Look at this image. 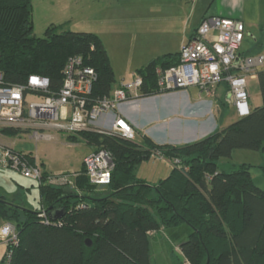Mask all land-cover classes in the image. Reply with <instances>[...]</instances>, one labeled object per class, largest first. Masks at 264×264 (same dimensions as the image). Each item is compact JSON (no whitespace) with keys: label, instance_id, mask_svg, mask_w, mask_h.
<instances>
[{"label":"trees","instance_id":"trees-1","mask_svg":"<svg viewBox=\"0 0 264 264\" xmlns=\"http://www.w3.org/2000/svg\"><path fill=\"white\" fill-rule=\"evenodd\" d=\"M65 25L49 23L37 36L32 0H0L4 82L25 83L29 75H40L57 91L66 59L77 55L97 73L91 95L109 94L115 78L100 36ZM178 53L155 57L135 71L143 77V96L157 93L154 68L178 63ZM256 79L260 105L228 126L180 145L158 144L146 135L136 141L90 130L68 134L71 141L83 139L91 151L111 152L110 181L91 183L82 164L70 175L71 187L40 180L41 208L29 209L0 196V225L11 222L18 235L16 247L6 244L0 264H150L151 235L182 223L190 233L179 245L182 260L176 264H264V189L253 182L250 164L227 169L219 165V159L231 158L235 149L260 151L264 175V67ZM15 151L35 162L31 153ZM155 153L177 158L178 164L149 184L135 169Z\"/></svg>","mask_w":264,"mask_h":264},{"label":"built area","instance_id":"built-area-1","mask_svg":"<svg viewBox=\"0 0 264 264\" xmlns=\"http://www.w3.org/2000/svg\"><path fill=\"white\" fill-rule=\"evenodd\" d=\"M244 32L245 25L240 19L218 15L202 18L190 39L180 47L178 63L154 68L157 93L196 86L211 96L214 87L226 82L237 115L248 114V78L256 75L257 69L264 64V57L261 54L240 56L237 53ZM62 74L61 86L53 91L46 77L29 75L25 83L7 84L0 72V130L15 128L24 133L33 129L31 137L35 139L41 137L38 130L48 129L68 134L90 130L135 139L134 127L119 113H113L104 121L100 119L114 112L121 103L142 98L144 83L140 74L135 73L130 81H122L102 97L91 95L97 73L93 67L83 64L80 56L68 57ZM171 161L178 164L177 158ZM0 164L15 168L25 177L39 182L44 178L53 186H72L69 174L46 173L43 177L41 166L23 159L20 153L2 143ZM82 164L91 183L104 185L110 181L114 162L108 149L90 151ZM0 241L14 247L18 245L14 224L4 222L0 225Z\"/></svg>","mask_w":264,"mask_h":264},{"label":"rangeland","instance_id":"rangeland-1","mask_svg":"<svg viewBox=\"0 0 264 264\" xmlns=\"http://www.w3.org/2000/svg\"><path fill=\"white\" fill-rule=\"evenodd\" d=\"M207 2L208 13L222 6L219 0ZM119 4L123 3L117 0H32L33 33L42 34L46 23L54 20L65 21V26L72 30L98 34L108 50L114 68V87L122 81H130L136 73H131L136 66L146 64L145 62L154 56V52H159L158 56H161L162 48L166 49L169 44L174 43L176 37V33L172 36L165 35L164 30L171 29L169 23H154L144 17L137 19L124 15L128 12L121 13ZM136 5L134 3V11L143 9L144 5L138 8ZM257 12L259 23L248 27L239 47L243 56L255 53L264 57V0H260ZM221 83L227 85L226 82ZM247 91L251 105L261 104L257 79L248 78ZM160 110L159 116H163L164 109ZM38 132L41 137L37 139L31 137L33 129L24 133L0 132V143L17 151L31 153L41 169L52 175H72L81 170L84 156L91 151L89 144L83 139L71 141L67 138L68 133L61 130L48 129ZM135 138L139 141L137 136ZM262 157L260 151L240 148L232 152L231 158L219 159V165L227 169L231 164H250L253 182L264 189V175L260 168ZM174 165L170 159L155 153L137 165L135 175L146 179L149 184H154L158 176H166L169 168ZM0 196L6 201L16 202L29 209L42 206L39 181L25 177L19 170L1 164ZM189 233L190 228L185 223L155 231L150 237V264H176L182 260L179 245Z\"/></svg>","mask_w":264,"mask_h":264},{"label":"crops","instance_id":"crops-1","mask_svg":"<svg viewBox=\"0 0 264 264\" xmlns=\"http://www.w3.org/2000/svg\"><path fill=\"white\" fill-rule=\"evenodd\" d=\"M117 1L123 3L118 6L121 9L120 12H128L124 15L137 19L144 17L154 23H169L168 26L171 29L164 30V33L166 36H172V34L176 33L175 42L169 44L166 49L162 48L163 51L160 52L162 53L160 55L178 52L182 44L190 39L197 25L204 17L218 15L240 19L244 22L245 31L248 30L249 26L257 25L260 20L257 16V7H259L260 0H219V4L222 6L218 9H213L214 12L209 13L206 6L209 0H127L126 3V0ZM134 3L137 4V8L144 5L143 9L134 11ZM52 22L61 23L65 21L55 22L54 20H49L45 27ZM106 51L108 54L107 48ZM158 53L154 52V56L148 61L158 57ZM250 55H255V53ZM108 58L110 61L109 54ZM111 67L114 75L112 64ZM138 67L140 65L136 66L135 70L131 73H134ZM262 67L264 65L260 68ZM253 78L256 79V75ZM118 84L112 89L116 88ZM248 105L250 110L258 106L256 104L254 106L251 105L250 94ZM161 108L164 109L163 116H159ZM113 113H119L130 122L136 131L139 141L142 135H146L155 143L176 145L193 141L209 133L218 131L238 118L232 104L228 86L226 84L222 85V83L214 87L211 96L205 94V92H201L196 86H190L184 90L179 89L165 93H156L138 98L132 102H123L114 112L105 114L100 120H106ZM151 127L153 129H150ZM171 168L172 166L167 171L166 176L169 174ZM163 177H165V174L164 176H158L157 179L160 180ZM5 252L6 244L0 241V262L5 256Z\"/></svg>","mask_w":264,"mask_h":264},{"label":"water","instance_id":"water-1","mask_svg":"<svg viewBox=\"0 0 264 264\" xmlns=\"http://www.w3.org/2000/svg\"><path fill=\"white\" fill-rule=\"evenodd\" d=\"M85 243H86V245L90 246V245H91V241H90V239L87 238V239L85 240Z\"/></svg>","mask_w":264,"mask_h":264},{"label":"clouds","instance_id":"clouds-1","mask_svg":"<svg viewBox=\"0 0 264 264\" xmlns=\"http://www.w3.org/2000/svg\"><path fill=\"white\" fill-rule=\"evenodd\" d=\"M142 97H144V96H142Z\"/></svg>","mask_w":264,"mask_h":264}]
</instances>
